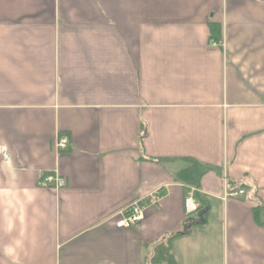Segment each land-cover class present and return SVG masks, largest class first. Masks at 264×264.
I'll return each mask as SVG.
<instances>
[{
	"label": "crops",
	"instance_id": "crops-1",
	"mask_svg": "<svg viewBox=\"0 0 264 264\" xmlns=\"http://www.w3.org/2000/svg\"><path fill=\"white\" fill-rule=\"evenodd\" d=\"M190 163L205 172L188 219ZM52 173L62 189L41 186ZM163 250L264 264V0H0V264Z\"/></svg>",
	"mask_w": 264,
	"mask_h": 264
},
{
	"label": "built area",
	"instance_id": "built-area-1",
	"mask_svg": "<svg viewBox=\"0 0 264 264\" xmlns=\"http://www.w3.org/2000/svg\"><path fill=\"white\" fill-rule=\"evenodd\" d=\"M212 45H216L215 42H212ZM70 139L66 135H58L55 142V149L58 152H65L69 149ZM4 155L6 153L3 152ZM41 186L44 188H51L54 190H60L65 186L64 180L57 174L52 173L45 176L42 179ZM186 195L184 199V210L187 218H190L193 214L199 211V206L195 201L196 193L198 189L192 186L186 187ZM244 191L240 190L238 192L228 193L225 195L226 198H238L240 195H243ZM163 196L162 191H156L151 195L148 200L137 199L127 205L125 208L120 211L118 216V221L116 222L117 228H131L133 226L139 225L146 218V210L149 205L158 204L159 200Z\"/></svg>",
	"mask_w": 264,
	"mask_h": 264
},
{
	"label": "trees",
	"instance_id": "trees-1",
	"mask_svg": "<svg viewBox=\"0 0 264 264\" xmlns=\"http://www.w3.org/2000/svg\"><path fill=\"white\" fill-rule=\"evenodd\" d=\"M204 172L205 170L200 166L196 165L195 163H190V167L182 170L178 174V178L190 185L197 186ZM183 234H185V232L182 233V235ZM154 261H156L157 263L166 262L167 264H177L174 257L170 254L169 250L161 251L156 259H154Z\"/></svg>",
	"mask_w": 264,
	"mask_h": 264
}]
</instances>
